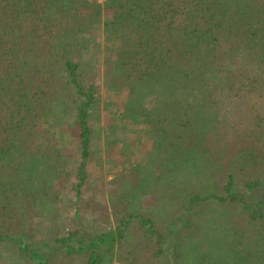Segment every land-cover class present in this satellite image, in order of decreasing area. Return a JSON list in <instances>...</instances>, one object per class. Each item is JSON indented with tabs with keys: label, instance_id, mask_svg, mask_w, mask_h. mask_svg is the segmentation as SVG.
<instances>
[{
	"label": "trees",
	"instance_id": "obj_1",
	"mask_svg": "<svg viewBox=\"0 0 264 264\" xmlns=\"http://www.w3.org/2000/svg\"><path fill=\"white\" fill-rule=\"evenodd\" d=\"M100 77L113 177L84 201ZM3 244L23 264H264V0H0Z\"/></svg>",
	"mask_w": 264,
	"mask_h": 264
},
{
	"label": "rangeland",
	"instance_id": "obj_2",
	"mask_svg": "<svg viewBox=\"0 0 264 264\" xmlns=\"http://www.w3.org/2000/svg\"><path fill=\"white\" fill-rule=\"evenodd\" d=\"M99 1L103 2L104 0H99ZM98 83L100 85V93H99L100 103L91 116V125L93 130H95V132L100 133L101 137L94 139L92 143L93 154H92V159L88 165V172L90 174L91 181L89 187L84 191L83 194L84 201L91 194H98L99 189L102 186L106 187L108 180H110L113 177V175L109 172V169H111L112 167H110L111 162H108V158L110 156H107L105 154L104 139H103L104 125L110 121V116L105 111L103 104L105 103V101L109 99L116 101L117 99H119V97L116 96H112L111 98L108 97L107 90L102 83L101 77L99 78ZM128 141L130 142V144L132 143L133 149L137 148L135 152L132 153L133 156L137 159L142 160L145 150H147L149 147V143L146 140L137 143L135 141V138L133 137H130ZM59 144L63 146V150L66 156L68 157L67 158L68 168L72 172L73 168L76 165V159H77L76 141L70 135L66 134L64 139L61 140ZM111 157L114 159L115 162L120 161L121 159V157L115 152L112 153ZM73 175L74 174H71V179ZM61 190L63 192V195H62V200L58 204V207L61 210H63L62 212L63 216L70 218L73 215V200H74V192L72 191L71 183H66L65 185H62ZM84 201L82 202L84 203ZM87 219L89 218L87 217ZM70 220H67L66 222L68 223L70 222ZM47 221H48V217L39 218L36 220L35 226L36 227L43 226L46 228L48 225ZM0 264H23V263L18 259V256L14 253V249L11 245L3 244L0 245Z\"/></svg>",
	"mask_w": 264,
	"mask_h": 264
}]
</instances>
